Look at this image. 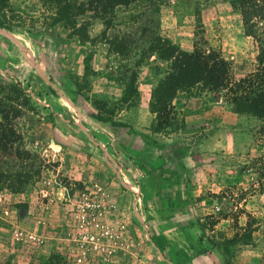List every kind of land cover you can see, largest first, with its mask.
Segmentation results:
<instances>
[{
  "label": "rangeland",
  "instance_id": "1",
  "mask_svg": "<svg viewBox=\"0 0 264 264\" xmlns=\"http://www.w3.org/2000/svg\"><path fill=\"white\" fill-rule=\"evenodd\" d=\"M145 4L118 7L109 28L93 20L81 42L44 0H8L0 110L32 166L2 165L21 175L0 183V264H264L261 123L200 84L150 109L166 62L103 39L139 28L128 16L148 17ZM156 14L162 36L217 51L231 79L253 71L256 46L227 0H163Z\"/></svg>",
  "mask_w": 264,
  "mask_h": 264
},
{
  "label": "trees",
  "instance_id": "2",
  "mask_svg": "<svg viewBox=\"0 0 264 264\" xmlns=\"http://www.w3.org/2000/svg\"><path fill=\"white\" fill-rule=\"evenodd\" d=\"M141 1L144 0H44L52 9L50 24L61 26L68 31L67 36L76 37L81 42L87 40V27L93 20L97 19L105 28H109L119 22L115 14L118 7L127 8ZM145 1L148 17L145 16V12L128 16L132 24L137 20L143 23L139 28H135L133 33L103 37L104 32H102L101 35L118 53H127L128 48L137 49L138 57L154 55L155 58L166 62L165 74L152 90L150 109L163 111L178 91L200 84L210 90L223 89L231 109L255 117L260 121V127L264 131V0H227L240 16L243 33L251 36L257 49L253 71L235 80L230 78L228 61L217 51L209 48L202 50L197 47L187 51L162 36L159 33L156 13L163 0ZM7 5L8 0H0V26H3V9ZM139 62L140 59L136 62V66ZM10 86L15 95L20 93L16 85ZM10 107L11 117H15L18 110L13 105ZM6 113V110H0L2 118L0 120V183L8 181L9 178L18 179L21 175L3 169L2 165L18 164L19 167L28 168V172L31 171L32 166L29 154L14 147L16 136L14 129L6 126ZM28 172L23 175L28 177ZM20 182L21 180H17L16 185H10L9 189L12 191L20 189L18 186ZM237 240L246 241L243 235H239L224 240V243L230 245Z\"/></svg>",
  "mask_w": 264,
  "mask_h": 264
},
{
  "label": "built area",
  "instance_id": "3",
  "mask_svg": "<svg viewBox=\"0 0 264 264\" xmlns=\"http://www.w3.org/2000/svg\"><path fill=\"white\" fill-rule=\"evenodd\" d=\"M117 173L120 174L121 176H125V172L122 170V165L120 164V166H117Z\"/></svg>",
  "mask_w": 264,
  "mask_h": 264
}]
</instances>
